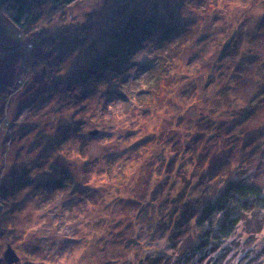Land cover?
<instances>
[{"label":"rangeland","instance_id":"obj_1","mask_svg":"<svg viewBox=\"0 0 264 264\" xmlns=\"http://www.w3.org/2000/svg\"><path fill=\"white\" fill-rule=\"evenodd\" d=\"M38 11L61 18L23 34L0 15V264H264V210L222 237L214 214L203 248L189 209L264 188V0ZM57 33L71 50L37 44Z\"/></svg>","mask_w":264,"mask_h":264},{"label":"trees","instance_id":"obj_2","mask_svg":"<svg viewBox=\"0 0 264 264\" xmlns=\"http://www.w3.org/2000/svg\"><path fill=\"white\" fill-rule=\"evenodd\" d=\"M78 1L79 0H0V15H2L3 18H5L12 25H14L20 33L27 34L30 32L31 29L34 28H38L39 32L40 30L42 32L43 26H40L41 24L47 25L49 23L48 20H50L51 18H56L58 20V18H61V16L59 17V14L55 12L49 15H47L46 12L45 16V14H41L38 11L41 6L52 4L57 8L61 7L63 9H67ZM65 14L66 13H63L62 15L64 16ZM164 17H168V13L166 12V10L165 14L163 15V18ZM163 20L166 21V19ZM167 23H169V18L167 20ZM44 28H46V26H44ZM0 33H6L4 27L0 26ZM13 38L10 39L12 40ZM73 43L74 39L72 42L70 40L63 41L61 37H59V33H57V35H55V37L51 39L49 43H47V41H40L37 44H40L42 48H48L51 54H64L63 52L64 50H66L65 47L67 46V44L71 46L67 49L71 50V44ZM4 49L10 50L15 49V47L9 46L5 47ZM1 53L2 51H0V56L2 55ZM57 62H61V60H50L47 59V56H45L43 57V59L38 61V63L40 64L39 70L44 69V65L46 64L53 65ZM93 70L95 71L94 67ZM81 79L83 80L82 83L79 82ZM72 81L73 84H70L71 89H73L74 92H76L75 94L79 95L80 97L84 94L86 89L90 88L86 86L87 82H84V79L80 77L79 74ZM26 105L28 106L29 103H27ZM7 112L9 113V110ZM14 113L15 112L12 111L9 114ZM10 116L14 117L13 115ZM8 119L10 120V118ZM223 160L224 155H221V158L218 163L221 164ZM237 173H246V169L239 168ZM7 183L10 184L11 179H8ZM206 201V203L195 201L193 202L194 204L189 207V209H192L196 213L193 220L195 222V225L199 227L198 231H202L203 233L204 238L200 245L203 248L205 244L207 245L209 243V239H213L214 236V232L211 229L212 223H210V218L214 214L218 213L221 215V221H219L220 223L216 230L217 237L230 235L238 227L239 223L243 218L242 214L244 212L247 213L253 209L256 211L264 210V188L259 185L256 181H254L252 177L245 175L243 177H238L228 181L225 184V187L222 192L219 193V195L210 196ZM202 204H204V206L200 207ZM193 215L194 213H191L190 215V212L187 211V214L186 212H184L183 218L180 220V222L182 223L183 220L185 221L188 219H192L191 216L193 217Z\"/></svg>","mask_w":264,"mask_h":264},{"label":"bare ground","instance_id":"obj_3","mask_svg":"<svg viewBox=\"0 0 264 264\" xmlns=\"http://www.w3.org/2000/svg\"><path fill=\"white\" fill-rule=\"evenodd\" d=\"M169 24V26L171 25L170 23H168ZM59 37H61L62 38V36H60V33H59Z\"/></svg>","mask_w":264,"mask_h":264}]
</instances>
